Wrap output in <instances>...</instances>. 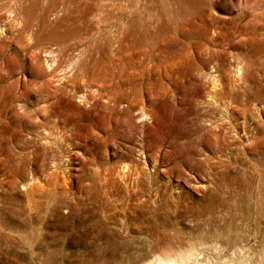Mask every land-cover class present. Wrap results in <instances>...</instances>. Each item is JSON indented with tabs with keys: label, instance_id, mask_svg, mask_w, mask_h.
I'll return each instance as SVG.
<instances>
[{
	"label": "rangeland",
	"instance_id": "1",
	"mask_svg": "<svg viewBox=\"0 0 264 264\" xmlns=\"http://www.w3.org/2000/svg\"><path fill=\"white\" fill-rule=\"evenodd\" d=\"M263 96L264 0H0V264H264Z\"/></svg>",
	"mask_w": 264,
	"mask_h": 264
},
{
	"label": "bare ground",
	"instance_id": "2",
	"mask_svg": "<svg viewBox=\"0 0 264 264\" xmlns=\"http://www.w3.org/2000/svg\"><path fill=\"white\" fill-rule=\"evenodd\" d=\"M117 36V35H116ZM117 38V37H116ZM114 39V38H113ZM118 39V38H117ZM108 43L107 44H110L111 45V43L110 42H112V39H109L108 41H107ZM112 47V46H111ZM109 48V47H108ZM62 47L60 46L59 48H58V50L55 52L53 49L52 50H48V52H47V55L48 56H51L52 58H51V60L53 61V67H52V70L53 71H58V69L63 65H61V61H62V59H63V57H62V54H61V51H62ZM42 50V49H41ZM65 50V49H64ZM60 52V53H59ZM137 52V51H136ZM95 53V52H94ZM121 55V54H120ZM123 55V54H122ZM109 56V55H108ZM137 63V62H136ZM142 65V64H141ZM62 68V67H61ZM62 70V69H61ZM54 74V73H53ZM104 74V73H103ZM96 75L98 76V75H100V73H97V74H95V72H93V79L95 80V82L97 81L96 80ZM101 76V75H100ZM92 78V77H91ZM97 78H100V77H97ZM100 79H103V81H100L99 79H98V81L100 82V83H98V81H97V84H98V88L99 89H96V93H100V89H103V90H105V95L107 96V100L111 103V102H113V103H116V97H115V94H117L118 92H119V90L121 89V87H113V86H109L110 84L109 83H111V81L112 82H115L114 81V79L113 78H109V79H107V80H104V78L101 76V78ZM116 79V78H115ZM93 80V81H94ZM105 83L104 85H106L107 87H103L102 85H101V83ZM109 82V83H108ZM107 83V84H106ZM95 93V94H96ZM256 96H258V95H256ZM254 99H256V97H253ZM263 98H264V96H263ZM164 253H167V252H164ZM169 253V252H168ZM155 256H154V254H153V258H154ZM157 257H159V256H157ZM156 257V258H157ZM200 257V256H199ZM191 259H195V260H197L198 259V254L196 253V250H194V249H189V250H186V251H180L179 253H177V254H175V255H171V253L170 254H167L166 255V257H159L157 260H152L151 259V261H149V262H147L146 264H189V262H191ZM52 260V255L49 257H46V261H48V262H50Z\"/></svg>",
	"mask_w": 264,
	"mask_h": 264
}]
</instances>
